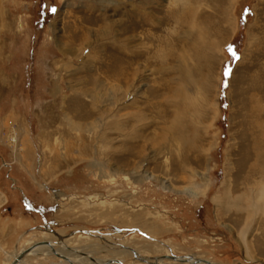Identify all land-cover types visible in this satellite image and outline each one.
Instances as JSON below:
<instances>
[{
	"label": "rangeland",
	"instance_id": "obj_1",
	"mask_svg": "<svg viewBox=\"0 0 264 264\" xmlns=\"http://www.w3.org/2000/svg\"><path fill=\"white\" fill-rule=\"evenodd\" d=\"M262 186L264 0H0V264H264Z\"/></svg>",
	"mask_w": 264,
	"mask_h": 264
},
{
	"label": "bare ground",
	"instance_id": "obj_2",
	"mask_svg": "<svg viewBox=\"0 0 264 264\" xmlns=\"http://www.w3.org/2000/svg\"><path fill=\"white\" fill-rule=\"evenodd\" d=\"M12 142H14V141H12ZM190 194V193H189ZM194 194V193H193ZM260 198H262V200H263V209H264V186H262V188L260 189ZM70 237V236H69ZM66 240H67V238H66ZM66 240H62V241H60V242H58L57 243V248H55V249H53L55 252H56V254H54V253H52L51 252V250L50 251H45V250H43L40 246H38L37 248H35L33 251H31L30 253H28L22 260H20L19 262H17V264H23L26 260H27V258L28 257H34V256H36L37 258H39L38 257V255H43V256H50V255H54L53 256V258H54V260L58 257V258H60V257H62L63 259H64V261L63 262H61L60 260H58V261H54V262H52V263H50V264H89L88 262H85V261H82L81 259H80V254H79V252H78V250L77 249H71L70 247H68V243H65L66 242ZM39 243H41V242H39ZM42 246V245H41ZM45 246V245H44ZM55 246H56V244H55ZM31 247V246H30ZM29 247V248H30ZM46 247H48V246H46ZM83 247V246H82ZM49 248H51V244H50V246H49ZM26 250V249H25ZM25 250H22L21 252H23V251H25ZM19 254V253H18ZM18 254H16V255H13V257L11 258V260H10V264H12V262L14 261V259L17 257V255ZM40 260H42V259H40ZM184 258H182V259H177V260H175L176 262H180L179 264H185V263H187V264H194L195 263V261H196V259H191V260H184ZM115 261V260H114ZM120 261V260H119ZM46 261H41V263L40 264H48V263H45ZM121 262V261H120ZM8 263V264H9ZM35 263V262H34ZM104 263V261L103 262H100V263H95V264H103ZM151 264H163V263H161L160 261H155L154 263H151ZM174 264H176L175 262H174ZM198 264H204V263H198Z\"/></svg>",
	"mask_w": 264,
	"mask_h": 264
},
{
	"label": "water",
	"instance_id": "obj_3",
	"mask_svg": "<svg viewBox=\"0 0 264 264\" xmlns=\"http://www.w3.org/2000/svg\"><path fill=\"white\" fill-rule=\"evenodd\" d=\"M76 233H80V234H84V235H89V236H94L95 234H91V233H89L88 231H77V232H73V233H71L72 235H75ZM96 237H98V236H96ZM50 246V242H41V243H37V244H34V245H32L30 248H28V249H26L25 251H23V252H20L18 255H17V257L14 259V261L12 262V264H17V262H19L20 260H22L28 253H30L31 251H33L35 248H37L38 246ZM51 252L52 253H54V254H56V252L53 250V249H51ZM204 263V264H211L209 261H205V260H196L195 261V263L194 264H198V263ZM104 264H122L120 261H117V260H115V261H113V260H111V261H107V262H105Z\"/></svg>",
	"mask_w": 264,
	"mask_h": 264
},
{
	"label": "snow or ice",
	"instance_id": "obj_4",
	"mask_svg": "<svg viewBox=\"0 0 264 264\" xmlns=\"http://www.w3.org/2000/svg\"><path fill=\"white\" fill-rule=\"evenodd\" d=\"M49 10H50L52 13H55V12L57 11V9H56L55 6L51 7ZM230 51H231V49H230ZM233 55H235V54L233 53Z\"/></svg>",
	"mask_w": 264,
	"mask_h": 264
},
{
	"label": "trees",
	"instance_id": "obj_5",
	"mask_svg": "<svg viewBox=\"0 0 264 264\" xmlns=\"http://www.w3.org/2000/svg\"><path fill=\"white\" fill-rule=\"evenodd\" d=\"M232 45V44H231ZM228 55L230 56V51H228Z\"/></svg>",
	"mask_w": 264,
	"mask_h": 264
}]
</instances>
